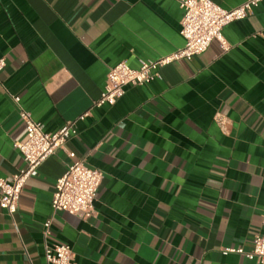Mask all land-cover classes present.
<instances>
[{
  "label": "crops",
  "instance_id": "obj_1",
  "mask_svg": "<svg viewBox=\"0 0 264 264\" xmlns=\"http://www.w3.org/2000/svg\"><path fill=\"white\" fill-rule=\"evenodd\" d=\"M179 1L0 0V177L26 165L14 96L47 132L78 131L27 180L14 216L0 207V264H48L54 244L78 264H255L228 250L264 231V0L224 28L229 51L214 41L96 105L113 66L184 46ZM77 161L104 175L90 219L52 207Z\"/></svg>",
  "mask_w": 264,
  "mask_h": 264
},
{
  "label": "built area",
  "instance_id": "obj_2",
  "mask_svg": "<svg viewBox=\"0 0 264 264\" xmlns=\"http://www.w3.org/2000/svg\"><path fill=\"white\" fill-rule=\"evenodd\" d=\"M262 0H246L240 6L225 9L213 0H180L183 10L181 35L185 39L182 48L158 60L140 59L139 66L133 68L122 61L113 66L107 76L105 89L97 106L115 105L129 86H143L161 77V69L178 60H191L203 54L214 41L220 43L227 52L231 44L224 36V28L232 22L247 18ZM6 67L5 58H0V72ZM19 106L20 117L25 123L23 135L14 142L25 161V167L14 174L11 179L0 177V207L14 216L27 180L58 149L65 148L66 143L78 131L74 122H68L54 132H47L43 124L34 119L33 114L21 105V97L14 96ZM216 121L226 130L228 120L222 115ZM103 172L88 166L84 161L71 164L66 172L57 180L52 198L55 212L67 211L82 219L96 216L95 201L103 179ZM51 234V220L44 224L45 237ZM228 252L243 254L254 260L255 264H264V231L254 238L250 251L243 248H230ZM48 264H78L76 255L68 244L46 245Z\"/></svg>",
  "mask_w": 264,
  "mask_h": 264
}]
</instances>
